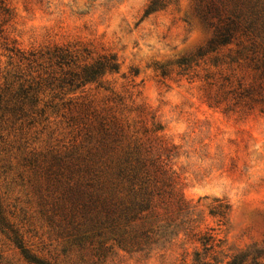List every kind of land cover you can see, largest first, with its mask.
Segmentation results:
<instances>
[{"label": "rangeland", "instance_id": "374dc122", "mask_svg": "<svg viewBox=\"0 0 264 264\" xmlns=\"http://www.w3.org/2000/svg\"><path fill=\"white\" fill-rule=\"evenodd\" d=\"M151 1L5 0L13 15L0 14V92L17 87L18 58L8 47L30 52L82 43L97 54H115L119 72L66 99L115 119L132 139L141 122L151 126L154 116L160 135L176 146L164 161L190 204L194 233L216 238L206 260L225 264L264 249L261 48L238 34L207 52L215 30L210 22H218L214 13L204 20L211 0H162L163 9L146 15ZM233 91L245 93L239 104ZM64 113H47L48 121L26 126L22 136L0 130V201L34 255L81 264L51 225L44 165L34 167L33 156L44 163V156L69 145L73 127ZM221 204L229 206L225 218L213 215ZM196 239L181 230L143 252L116 248L102 264H195L197 253L205 256ZM0 264H30L1 230Z\"/></svg>", "mask_w": 264, "mask_h": 264}, {"label": "trees", "instance_id": "16d2710c", "mask_svg": "<svg viewBox=\"0 0 264 264\" xmlns=\"http://www.w3.org/2000/svg\"><path fill=\"white\" fill-rule=\"evenodd\" d=\"M164 7L162 0H152L146 15ZM210 13L218 22H210L215 30L207 52L232 43L239 34L251 42V48H261L258 61L264 68V0H211L205 21ZM0 14L12 18L5 0H0ZM7 50L18 58L19 68L14 75L17 87L9 85L0 92V130L10 129L22 136L26 126L48 121L47 113L61 111L73 127L64 151L44 156V163L33 156L35 168L44 165L51 195L49 220L66 237V250L75 251L81 264H102L116 248L143 252L183 230L204 246L205 256L197 253L195 264H212L206 259L217 246L216 238L194 233L190 204L176 188L164 161L176 146L160 135L162 127L154 116L151 126L141 122L132 139L115 119L88 112L85 105L66 99L76 90L100 82L106 73L119 72L118 57L97 54L82 43L30 52L16 46ZM233 93L235 104L245 97L244 92ZM228 209L221 204L213 215L225 218ZM0 230L28 263L65 264L34 255L24 235L6 218L1 201ZM225 264H264V249L240 253Z\"/></svg>", "mask_w": 264, "mask_h": 264}]
</instances>
